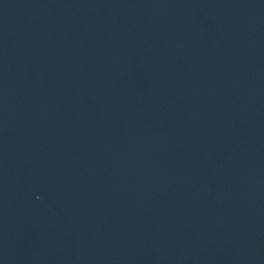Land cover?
Wrapping results in <instances>:
<instances>
[{
	"label": "water",
	"instance_id": "obj_1",
	"mask_svg": "<svg viewBox=\"0 0 264 264\" xmlns=\"http://www.w3.org/2000/svg\"><path fill=\"white\" fill-rule=\"evenodd\" d=\"M0 264H264V0H0Z\"/></svg>",
	"mask_w": 264,
	"mask_h": 264
}]
</instances>
